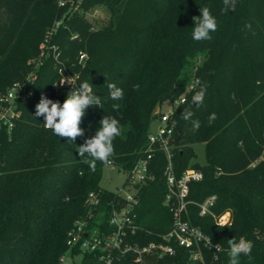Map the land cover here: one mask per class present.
I'll return each instance as SVG.
<instances>
[{
    "label": "trees",
    "instance_id": "trees-1",
    "mask_svg": "<svg viewBox=\"0 0 264 264\" xmlns=\"http://www.w3.org/2000/svg\"><path fill=\"white\" fill-rule=\"evenodd\" d=\"M205 6L218 27L210 40L197 42L193 17ZM101 7L109 19L98 25L92 14ZM223 8V0H0V95L15 83L25 84L31 94L17 101L21 114L12 130L0 129V264H60L69 250L68 232L87 215L86 199L102 189L108 167L97 161L91 171L78 147L95 135L105 115L113 116L122 134L113 141L110 159L118 169L131 170L146 156L163 104L180 100L191 86L173 116L174 172L178 178L188 169L203 173L202 181L190 184L193 204L185 219L221 246L220 251L203 248L197 264H228V240L238 242L241 236L254 247L251 258L241 255L239 264H264V0H237L234 10ZM60 20L52 44L63 64L79 74V83L88 81L101 99V107L85 110L83 135L71 142L35 116L42 95L56 97L59 74L52 54L39 67L37 61L47 31ZM80 53L87 54L84 64ZM109 82L123 89L122 100L111 99ZM205 83L203 104L196 106L191 98ZM185 109L193 112L187 121L181 116ZM212 113L218 118L210 124ZM195 120L198 130H193ZM167 164L165 152L155 150L149 165L155 179L137 186L136 240L142 245L158 242L172 227L164 204ZM114 196L104 190L94 226H106L101 212ZM211 196L217 197L216 216L231 213L230 227L200 216L198 204ZM154 264L195 263L189 250L178 248Z\"/></svg>",
    "mask_w": 264,
    "mask_h": 264
},
{
    "label": "built area",
    "instance_id": "built-area-1",
    "mask_svg": "<svg viewBox=\"0 0 264 264\" xmlns=\"http://www.w3.org/2000/svg\"><path fill=\"white\" fill-rule=\"evenodd\" d=\"M93 17H96V15L93 14ZM62 24L63 21H56L47 31L40 46V55L37 61V66L39 67L42 65L43 59L52 54L59 79L54 86L56 97L51 100L60 104L64 102L67 94L73 89V85L69 83L75 82L76 88H79L80 85L79 74L72 72L63 64L59 47L51 42L54 34ZM75 38L77 36H73V39ZM86 60L87 54L80 53L79 63L84 64ZM36 78L35 70L29 80L33 82ZM65 80H68L69 83L65 82ZM192 89L193 86L189 87L180 100L165 102L170 103L171 108L169 110H163V106L161 107L160 112L156 116L159 128L157 132L152 131L149 135V146L146 150V156L131 170L124 171L126 176L124 186L114 192L113 200L107 202L106 210L101 212L107 222L106 226L93 225V221L100 216L98 213L99 208L105 201L103 198L104 189L89 193L85 203L88 213L84 218L78 219L68 232L67 245L69 250L61 257L60 264L66 263L67 256L73 259L81 258L82 264H85V261H88L89 264H126L128 262L133 264H154L156 260L165 256L176 255L178 248L189 250L193 262L197 264L203 260V248L215 251L221 250V246L215 244L210 236L206 235L199 227L191 225L185 219L188 213V206L193 204L188 199L190 184L202 181L203 173L197 169H188L178 178L174 172L173 143L175 141L176 121L173 116L176 109L185 103L186 96ZM30 95L26 91L25 84L21 83H15L5 94L0 95V129L6 127L9 132L12 130L15 120L21 114L17 110V101L24 100ZM157 149L165 152L168 161L164 172L167 185L164 204L172 215V227L169 232L159 236L158 242L142 245L136 240L140 230L137 215L140 197L137 186L148 181L152 182L155 179L150 174L149 165ZM261 159L264 160V158ZM108 167L118 169L113 163ZM216 201L217 197L211 196L203 203L198 204L200 216L211 215L217 224L221 220H227L228 224L231 225V213L228 212L221 216H216L212 211ZM209 240L212 243H209Z\"/></svg>",
    "mask_w": 264,
    "mask_h": 264
},
{
    "label": "clouds",
    "instance_id": "clouds-1",
    "mask_svg": "<svg viewBox=\"0 0 264 264\" xmlns=\"http://www.w3.org/2000/svg\"><path fill=\"white\" fill-rule=\"evenodd\" d=\"M237 0H223V11L234 10ZM200 15L193 17L194 28L192 32L193 40L199 42L203 40H210V33L215 32L218 27L216 18L211 14L210 9L199 7ZM70 79V78H69ZM65 82L69 83L68 80ZM64 82V83H65ZM62 83V84H64ZM73 85V89L67 94V98L62 104L53 102L45 96H41L39 103L35 106V116L44 117L45 129H50L58 137L68 138L69 141H74L78 136L83 135V130L80 127L82 118L85 115V110L89 106L101 107V99L93 93V86L88 81L80 83L79 88H76L75 82L69 83ZM110 90V97L112 100H122L124 98L123 89L116 86L115 83H107ZM135 89H139V85H135ZM207 92V84H202L198 91H195L192 96V103L196 106L203 104ZM114 109L119 106L114 105ZM193 115L190 109H185L181 116L184 120H189ZM216 113L209 116V123L211 124L217 119ZM193 130H198L200 127L199 120L192 122ZM122 134V127L120 121L113 117L105 115L100 121V127L95 135L87 139L82 146H79L77 151L83 162L89 165L91 171L96 170V162H101L104 166H110L114 155L113 141L116 137ZM86 157H90L88 159ZM220 228L230 227L227 220H221L217 225ZM212 243L211 240L208 241ZM228 264H239L241 255L251 258V252L254 247L251 240L241 236L237 242L235 238L228 240Z\"/></svg>",
    "mask_w": 264,
    "mask_h": 264
},
{
    "label": "rangeland",
    "instance_id": "rangeland-1",
    "mask_svg": "<svg viewBox=\"0 0 264 264\" xmlns=\"http://www.w3.org/2000/svg\"><path fill=\"white\" fill-rule=\"evenodd\" d=\"M93 14L96 15V18H97L96 23L98 25L106 24L109 19V13L105 7H101L97 9ZM93 14H92V17H93ZM198 62L201 63L202 62L201 59ZM190 70H194V69L189 68V71ZM190 72H187V73L189 74ZM170 108H171L170 103H165L163 105V110L167 111ZM158 128H159V122L155 121L152 126V131L157 132ZM198 154H199L200 162L203 163L205 161L203 146L198 147ZM262 158H264V155ZM125 181H126V176H125L124 171L120 169H113L110 167H106L103 172V177H102L100 186L104 190L115 192L124 186ZM81 262H82L81 258L73 259L67 256L65 264H82Z\"/></svg>",
    "mask_w": 264,
    "mask_h": 264
},
{
    "label": "water",
    "instance_id": "water-1",
    "mask_svg": "<svg viewBox=\"0 0 264 264\" xmlns=\"http://www.w3.org/2000/svg\"><path fill=\"white\" fill-rule=\"evenodd\" d=\"M156 119H157V117L155 116V117H154V121H156Z\"/></svg>",
    "mask_w": 264,
    "mask_h": 264
}]
</instances>
